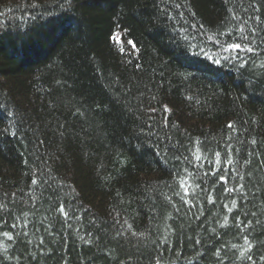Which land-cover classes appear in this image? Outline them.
Returning a JSON list of instances; mask_svg holds the SVG:
<instances>
[{
    "label": "trees",
    "instance_id": "1",
    "mask_svg": "<svg viewBox=\"0 0 264 264\" xmlns=\"http://www.w3.org/2000/svg\"><path fill=\"white\" fill-rule=\"evenodd\" d=\"M0 202V264H264V0H0Z\"/></svg>",
    "mask_w": 264,
    "mask_h": 264
},
{
    "label": "snow or ice",
    "instance_id": "2",
    "mask_svg": "<svg viewBox=\"0 0 264 264\" xmlns=\"http://www.w3.org/2000/svg\"><path fill=\"white\" fill-rule=\"evenodd\" d=\"M240 31L243 32L244 29H240ZM242 39H245V38L242 37ZM249 43H250V41H249ZM229 49H231V50H233V51H235V52H237V53H238L240 50H242V49H243V50H246L247 52H252V51H253V48H252V47H246V48H245V46H244L243 44H241V43H232V44H230V45L228 46V49H225V51H227V50H229ZM245 63H246V62H245ZM153 110H154V109H153ZM227 127H228V128H233L234 126H233V124L229 123V124L227 125ZM253 143H255V141H253ZM216 155H217V157L220 156L219 153H217ZM201 159H202V157H201L199 154H197V155H196V160L199 161V160H201ZM217 162L219 163V159L217 160ZM232 163H233V161H232L231 159H229V160H228V164L231 165ZM205 174H207V173H205ZM213 174H215V173H213ZM219 179L226 181L227 177L221 175V176L219 177ZM33 183H36V181L34 180ZM180 187L183 189V191H184L185 194H189V185H188V181H187V180L181 178V180H180ZM240 187L243 188V185H241ZM226 190H227L228 192L235 191V189H233V188H229V189H226ZM177 195H179V193H177ZM181 199L183 200V197H181ZM209 200L211 201V197H209ZM211 202H214V201H211ZM232 203H233V206L236 205V202H235V201H233ZM224 206H225V207H228V205H224ZM5 207H6V205H4L3 202H0V211H2ZM228 210H229V212H232V211H233L232 208H229ZM58 211L61 212V213H63L64 216H65V218H67L68 215H69V214L65 211V208H64L63 206H60L59 209H58ZM177 211H179V209H177ZM245 215H247V213H245ZM240 223L243 224V223H245V222H244V221H241ZM247 223L250 224L251 222L248 221ZM257 223H259V221H257ZM227 225H228V217H225V218H224V222H223V224H221V227L223 228V227H225V226H227ZM12 227H13V228H16L17 225H16V224H13ZM0 234H2L4 237H7V239H8L9 241H11V240H13V239L15 238V237H14L10 232H8V231H3V232L0 233ZM24 235L26 236L27 233L25 232ZM243 238H244V240H245V245H241V246H240V248H242L243 250L240 252V256H239V258H240V259H247V260H249V261H252V260H253V257H252V255L250 254V250L253 248V244L251 243V241H249L247 235H245ZM42 243H43V240L41 239V244H42ZM197 243H199V241H197ZM232 247H233V248H236L237 246H236V245H232ZM0 249H2L4 252H7V246H6L5 244H3V243H0ZM214 254L219 258V259H218V264H222L223 257L220 255V252H219V251H216ZM260 259H261V260H264V255H261ZM157 264H159V262H157ZM253 264H254V262H253Z\"/></svg>",
    "mask_w": 264,
    "mask_h": 264
}]
</instances>
